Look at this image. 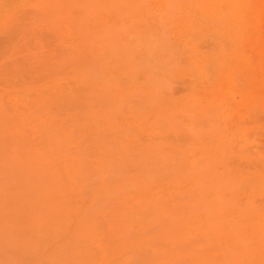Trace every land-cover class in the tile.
I'll return each mask as SVG.
<instances>
[{
  "label": "rangeland",
  "instance_id": "obj_1",
  "mask_svg": "<svg viewBox=\"0 0 264 264\" xmlns=\"http://www.w3.org/2000/svg\"><path fill=\"white\" fill-rule=\"evenodd\" d=\"M142 1L0 0V264H264V5L227 40L207 0Z\"/></svg>",
  "mask_w": 264,
  "mask_h": 264
},
{
  "label": "bare ground",
  "instance_id": "obj_2",
  "mask_svg": "<svg viewBox=\"0 0 264 264\" xmlns=\"http://www.w3.org/2000/svg\"><path fill=\"white\" fill-rule=\"evenodd\" d=\"M1 1H2V0H1ZM13 1H14V0H12V2H13ZM140 1H142V0H140ZM166 1H167V0H166ZM168 1H169V0H168ZM180 1H181V0H180ZM182 1H183V0H182ZM207 1L210 2V4L214 7V9L216 8V13H218L219 20H222V18L224 17V16H223L224 14H226V16H228V18H226V19L224 20V22H225L224 29H221L220 32H219V36H221L222 38H225V39H227V40H233V39H236V38L239 39L240 36H243V37H244L245 35H249V34H250V28H249V26H248V22H247V21H248V17L255 15L256 12H259V8H260V6H261V5H264V0H207ZM7 2H9V1H7ZM16 2H17V1H16ZM71 2H72V1H70V3H71ZM174 2H175V0H174ZM177 2H179V1H177ZM5 3H6V1H5ZM39 3H40V2H39ZM41 3H42V2H41ZM49 3H50V2H48V4H49ZM98 3H99V2H98ZM143 3H144V2L142 1V4H143ZM167 3H168V2H167ZM11 4H12V3H11ZM37 4H38V3H37ZM44 4H45V3H44ZM71 4H72V3H71ZM117 4H118V3H117ZM168 4L170 5V3H168ZM168 4H167V5H168ZM177 4H178V3H177ZM180 4H181V3H180ZM12 5H13V4H12ZM41 5H42V4H41ZM104 5H105V4H104ZM28 6H29V5H28ZM31 6H32V5H31ZM34 6H36V5H34ZM34 6H33V7H34ZM39 6H40V5H39ZM44 6H45V5H44ZM148 6H149V5H148ZM207 6H208V5H207ZM2 7H3V6H2ZM26 7H27V6H26ZM29 7H30V6H29ZM224 7L227 9V11H225ZM258 7H259V8H258ZM41 8H42V7H40L39 9H41ZM88 8H89V7H88ZM169 8H170V7H169ZM201 8H202V7H201ZM255 8H256V9H255ZM257 8H258V9H257ZM33 9H34V8H33ZM77 9H78V8H77ZM109 9H112V8L109 7ZM113 9H114V8H113ZM113 9H112V10H113ZM172 9H173V8H172ZM78 10H79V9H78ZM136 10H137V9H136ZM17 11H18V10H17ZM35 11H36V10H35ZM116 11H117V10H116ZM121 11H122V10H121ZM36 12H38V11H36ZM130 12H131V11H130ZM172 12H173V11H172ZM132 13H133V12H132ZM93 14L95 15L94 12H93ZM163 14H164V13H163ZM125 15H126V14H125ZM130 15H131V14H129V17H130ZM123 16H124V15H123ZM161 17H162V16H161ZM10 18H11V16H10ZM122 18H123V17H122ZM13 19H14V18H13ZM145 19H146V18H145ZM156 19H159V18L157 17ZM134 20H135V19H134ZM159 21H160V20H159ZM136 22H137V21H136ZM136 22H135V23H136ZM163 22H164V20H163ZM159 23H160V22H159ZM130 25H131V24H130ZM157 25H158V23H157ZM159 25H160V24H159ZM205 26H206V25H205ZM111 27H113V26L111 25ZM128 27H129V26H128ZM147 27H148V26H147ZM147 27H146V28H147ZM109 28H110V27H109ZM114 28H115V27H114ZM134 28H135V27H134ZM159 28H160V27H159ZM207 28H208V26H207ZM103 30H104V29H103ZM128 30H129V28H128ZM114 31H115V30H114ZM123 31H124V28H123ZM133 31H134V30H133ZM148 31H149V30H148ZM102 33H103V31H102ZM160 33H161V31H160ZM160 33H159V34H160ZM163 33H164V32H163ZM191 34L193 35V33H191ZM104 35H106V32L104 33ZM108 35H109V34H108ZM98 36H99V35H98ZM144 36H145V35H144ZM193 36H194V35H193ZM219 36H218V37H219ZM131 37L133 38V36H131ZM194 37H195V36H194ZM206 37H208V36H206ZM214 38H215V37H214ZM98 39H99V37H98ZM105 39H106V38H105ZM134 39H135V38H134ZM136 39H137V38H136ZM145 39H146V38H145ZM198 39H199V38H198ZM130 40H131V39H130ZM130 40H129V41H130ZM186 40H187V39H186ZM190 40H191V38H190ZM215 40H216V39H215ZM209 41H210V40H209ZM196 42H197V41H196ZM213 43H214V42H213ZM136 44H137V43H136ZM187 44H188V43H187ZM187 44H186V45H187ZM223 44H224V43H223ZM227 44H228V43H227ZM148 45H151V44H148ZM148 45H147V46H148ZM231 45H232V44H231ZM138 47H139V45H138ZM148 47H149V46H148ZM153 47H154V46H153ZM225 47H227V46L225 45ZM230 47H231V46H230ZM242 47H243V46H242ZM129 48H130V47H129ZM139 49H141V48L139 47ZM213 49H217V50H218V48H216V47L213 48ZM226 50H227V49H225V51H226ZM130 51H131V50H130ZM147 51H148V50H147ZM149 51H150V50H149ZM211 51H212V49H211ZM150 53H151V52H150ZM187 53H189V52H187ZM215 54H216V51H215ZM226 54H227V52H223V54H222V59H224V58L227 57ZM154 55H155V54H154ZM149 56H150V55H149ZM151 56H152V55H151ZM151 56H150V57H151ZM103 58H104V57H103ZM98 59H102V58L100 57V58H98ZM100 61H101V60H99V61H98V60H97V61L95 60L96 64H95V65L93 64L94 69H95V66H96L97 68H98V67L101 68L100 65H98ZM102 61H103V60H102ZM148 61H149V60H148ZM151 61H153L152 58H151ZM95 62H94V63H95ZM107 62H108V61H107ZM160 63H161V62H160ZM163 63H164V62H163ZM161 66H163V64H162ZM187 66H188V65H186V67H187ZM205 66H207V67H211L210 65H209V66H208V65H205ZM205 66H204V67H205ZM163 67H164V66H163ZM199 68H200V67H199ZM205 68H206V67H205ZM206 69H207V68H206ZM208 69H209V68H208ZM208 69H207V70H208ZM92 70H93V68H91V72H92ZM96 70H98L99 72L102 73V70L100 71V69H95V71H96ZM126 70H127V69H126ZM165 70H166V69H165ZM199 70H200V69H199ZM215 70H216V69H215ZM53 71H54V70H53ZM84 71H86V69H85ZM88 71H89V69H88ZM93 71H94V70H93ZM105 71H106V70H105ZM190 71H191V70H190ZM51 72H52V71H51ZM51 72H50L49 76L51 75V77L53 76V77L56 78V76H55V75H52ZM54 72H55V71H54ZM82 72H83V71H82ZM89 72H90V71H89ZM99 72H98V74H99ZM87 73H88V72H87ZM92 73H93V72H92ZM92 73H91V74H92ZM95 73H96V72H95ZM163 73H165V72L163 71ZM189 73H191V72H189ZM199 73H200V72H199ZM206 73H207V72H206ZM53 74H54V73H53ZM55 74H57V73H55ZM82 74H83V73H82ZM192 74H193V72H192ZM237 74H239V73H237ZM89 75H90V74H89ZM95 75H96V74H95ZM101 76H102V75H101ZM234 76H236V75H234ZM82 77H83V76H82ZM90 77H91V76H90ZM110 77H111V75H110ZM159 77H160V76H159ZM46 78H49V77H46ZM46 78H45V79H46ZM53 79H54V78H53ZM85 79H86V78H85ZM93 79L95 80V77H93ZM118 79H120V78H118ZM118 79H116V80H118ZM125 79H126V78H125ZM237 79H238V78H237ZM81 80H83V79H81ZM98 80H99V79H98ZM103 80H104V79H103ZM227 80H228V79H227ZM85 81H86V80H85ZM95 81H97V79H96ZM106 81H107V80H106ZM109 81H111V79H110ZM113 81H114V80H113ZM113 81H111V82H112V85H113ZM123 81H124V80H123ZM208 81H210V80L208 79ZM102 82H103V81H102ZM102 82H101V83H102ZM202 82H203V81H202ZM108 83L111 84L110 82H108ZM163 83H165V82L163 81ZM103 84H104V82H103ZM124 84L126 85L127 83L124 82V83H123V86H124ZM158 84H159V83H158ZM161 84H162V83H161ZM102 86H103V85H102ZM123 86H121V88H122ZM161 86H163V85H161ZM166 86H167V85H166ZM166 86H165V87H166ZM103 87L105 88L106 86L104 85ZM103 87H102V88H103ZM194 88H195V87H194ZM95 90H96V89H95ZM95 90H94V93H95ZM188 90H190V92L188 93V94H190L192 90H191V89H188ZM194 91H195V90H194ZM42 92H43V91H42ZM42 92H41V93H42ZM53 92H54V90H53ZM53 92H52V93H53ZM82 92H83V91H82ZM96 92H97V91H96ZM100 92H101V91H100ZM79 93H80V92H79ZM97 93H98V92H97ZM131 93H132V92H131ZM133 93H134V91H133ZM45 94H46V93H45ZM45 94H43V95H45ZM54 94H56V93H54ZM54 94H53V96H55ZM58 94H59V93H58ZM81 94H82V93H81ZM83 94H84V93H83ZM86 94H87V93H86ZM194 94H196V93H194ZM38 95H39V93H38ZM43 95H42V96H43ZM56 95H57V94H56ZM101 95H102V94H101ZM101 95H100V93H99V95H98L97 97H99V96H101ZM23 96H24V95H23ZM25 96H28V95L26 94ZM31 96H32V95H31ZM31 96H29V97L31 98ZM39 96H40V95H39ZM53 96H52V98H53ZM94 96H95V95H94ZM192 96H193V94H192ZM21 97H22V96H21ZM46 97H47V96H46ZM56 97L59 98L58 96H56ZM73 97H77V96L73 95ZM89 97H90V96H89ZM101 97H102V96H101ZM27 98H28V97H27ZM27 98H26L27 102L30 101V100H28ZM32 98H33V96H32ZM36 98L38 99V97H36ZM36 98H35V100H36ZM42 98H43V97H41V100L45 99V98H43V99H42ZM57 98H55V99H57ZM91 98H92V97H91ZM24 99H25V98H24ZM39 99H40V98H39ZM87 99H88V101L90 100L88 97H87ZM99 99H100V98H99ZM41 100H39L40 103H41ZM79 100H80V99H79ZM93 100H94V99H93ZM100 100H101V99H100ZM23 101H24V100H23ZM46 101H47V99H46ZM46 101H45V103H46ZM71 101H72V100H71ZM76 101H77V100H76ZM94 101H95V100H94ZM43 102H44V100H43ZM47 102H48V101H47ZM73 102L75 103V101H73ZM78 102H80V101H77L76 104H78ZM81 102H83V101H81ZM84 102H85V101H84ZM91 102H92V101H91ZM30 103H33V102H30ZM30 103H29V104H30ZM69 103H70V102H69ZM34 104H35V102H34ZM48 104H49V103H48ZM48 104H47V105H48ZM71 104L73 105V103H70V105H71ZM47 105H46L45 108H48ZM64 105H67V103H66V104L63 103V107H64ZM87 105H88V103H87ZM188 105H189V104H188ZM89 106H90V105H89ZM43 107H44V106H43ZM207 107H208V106H207ZM210 107H211V106H210ZM45 108H44V109H45ZM64 108H65V107H64ZM64 108H63V109H64ZM38 109H39V108H38ZM38 109H37V110H38ZM86 109H87V108H86ZM48 110L50 111V108H48ZM195 110H196V109H193V110H191V112L194 113ZM205 110H206V109H205ZM208 110H209V109H208ZM218 110H219V109H218ZM29 111H30V109H29ZM182 111H184V110H182ZM38 112H39V114L42 113V112H40L39 110H38ZM211 112H213V111H211ZM96 113H97V112H96ZM98 113H99V112H98ZM179 113H180V112H179ZM182 113H184V112H182ZM204 113H206V112H204ZM218 113H220V112H218ZM44 114H45V113H44ZM44 114H41V115L43 116ZM208 114H209V113H207V117H208ZM214 114L216 115L217 113H213L212 115H214ZM31 115H32V114H31ZM90 115H91V114H90ZM99 115H100V114H98V116H99ZM209 115H210V114H209ZM98 116H97V117H98ZM195 116H196V115H195ZM217 116H218V114H217ZM97 117H93V119L96 118V119L98 120ZM184 117H186V116H184ZM193 117H194V116H192V120H191V122H193V121L195 122V121H196V123H201V122H199V121H197V120H194ZM197 117H198V116H197ZM214 117H215V116H214ZM226 117H227V116H226ZM208 118H209V117H208ZM27 119H28V118H27ZM73 119H74V118H73ZM76 119H78V118H76ZM199 119H201V116L199 117ZM29 120H30V119H29ZM97 120H96V121H97ZM184 120H185V119H184ZM184 120L182 121V119H181V121L183 122V124H187V123H184ZM73 121H74V120H73ZM96 121H94V122H96ZM201 121H203V120H201ZM30 122H31V121H30ZM55 122H58V121H55ZM55 122H53V123L51 124V126H53V125L55 124ZM77 122H79V119L77 120ZM82 122H83V121H82ZM91 122H92V121H91ZM203 122H205V121H203ZM203 122H202V123H203ZM211 122H213L212 119H211ZM24 123H25V122H24ZM31 123H32V122H31ZM73 123H74V122H73ZM97 123H98V122H97ZM57 124H58V123H57ZM63 124L66 125V123H63ZM80 124H81V120H80V122H79V125H80ZM190 124H192V123H190ZM24 125H25V124H24ZM75 125H76V123H75ZM75 125H74V127H75ZM192 125H195V124L193 123ZM197 125H198V124H197ZM37 126H38V125H37ZM39 126H42V125H40V123H39ZM56 126H58V125H56ZM185 126H186V125H185ZM214 126L217 127V125H216L215 123H214ZM53 127H54V126H53ZM60 127H61V126H60ZM74 127H73V128H74ZM6 128H7V126H6ZM9 128H10V127H9ZM9 128H8V129H9ZM39 128H41V127H39ZM42 128H45V127H42ZM49 128H50V127H49ZM191 128L194 129V127H191ZM206 128H207V130L209 131L208 126H207ZM8 129H6V130H8ZM33 129H34V127H33ZM54 129H55V128H54ZM78 129H79V128H78ZM193 129H191V130H193ZM215 129H216V128H215ZM215 129H214V130H215ZM11 130H12V129H11ZM35 130H37V129L35 128ZM42 130H44V129H42ZM52 130H53V129H52ZM57 130H58V129H57ZM57 130H56V131H57ZM92 130H93V129H92ZM189 130H190V129H189ZM191 130H190V131H191ZM40 131H41V130H40ZM54 131H55V130H54ZM60 131H61V130H60ZM19 132H20V131H19ZM43 132L45 133L46 131L44 130ZM7 133H8V132H7ZM26 133H27V132H26ZM44 133H43V134H44ZM47 133H48V132H47ZM55 133H56V132H55ZM74 133H75V132H74ZM2 134H4V133H2ZM21 134H23V133H20V135H19L20 138H21V136H22ZM48 134H50V133H48ZM14 135H15V134H14ZM14 135L12 136V138H13V137L16 138V135H15V136H14ZM17 135H18V133H17ZM26 135H27V134H26ZM52 135H53V134H52ZM56 135H57V133H56ZM76 135H77V134H76ZM76 135H75V136H76ZM204 135H206V132L202 135V138H201V136H200L201 141L204 139V138H203ZM1 136H2V137H5V136H3V135H0V137H1ZM23 136H24V135H23ZM23 136H22V137H23ZM40 136H41V135H40ZM48 136H49V135H48ZM58 136H60V135H58ZM25 137H26V136H25ZM45 137H47V134L45 135ZM49 137H51V136H49ZM54 137H56V136H52V138H54ZM197 137H198V136H197ZM6 138H7V137H6ZM6 138H5V139H6ZM8 138H10V137H8ZM23 138H24V137H23ZM23 138H22V139H23ZM43 138H44V137H43ZM58 138H59V137H58ZM198 138H199V137H198ZM24 139H25V138H24ZM59 139H60V138H59ZM63 139H64V138H63ZM63 139H62V140H63ZM194 139H195V138H194ZM1 140H2V139H1ZM55 140H57L56 142L59 143V142H58V139L55 138ZM192 140H193V139H192ZM11 141H12V140H11ZM63 141L65 142V141H67V140L64 139ZM68 141H69V140H68ZM190 141H191V140H190ZM209 141H210V140H209ZM43 142H44V140H43ZM48 142H49V141H48ZM50 142H51V141H50ZM56 142H55V143H56ZM3 143H4V142H3ZM55 143L52 142V144H55ZM57 143H56V144H57ZM61 143H62V141L60 142V144H61ZM48 144H49V143H48ZM64 144H65V143H64ZM64 144H61V145H60V148H62L61 146H63V147H66V146H67L66 144H65V146H64ZM67 144H68V143H67ZM222 144H223V143H222ZM35 145H36V144H35ZM37 145H39V144H37ZM40 145H41V144H40ZM57 145H58V144H57ZM32 146H33V145H32ZM44 146H45V145H44ZM46 146H48L47 143H46ZM51 146H52L51 150L54 149V148H53V145H51ZM222 146H224V145H222ZM33 147H34V146H33ZM58 147H59V145H58ZM26 148H27V147H26ZM31 148H32V147H31ZM60 148H58V150H59ZM219 148H222V147H219ZM40 149H42V148H40ZM55 149H56V148H55ZM217 149H218V148H217ZM227 149H228V148H227ZM56 150H57V149H56ZM58 150H57L56 152L58 153V152H60V150H61V153H60V154H62L63 150H62V149H60L59 151H58ZM67 150H68V149H67ZM67 150H66V151H67ZM45 151H46V150H45ZM47 151H48V150H47ZM225 151H226V150H225ZM225 151H224V152H225ZM36 152H38V151H36ZM51 152H52V155H54L53 151H51ZM51 152H50V153H51ZM64 152H65V150H64ZM31 153L34 154V152H31ZM45 153H46V152H45ZM13 154H14V153H13ZM13 154H11V155H13ZM36 154H37V153H36ZM189 154H191V153H189ZM37 155H38V154H37ZM55 155H56V153H55ZM192 155H194V154H192ZM192 155H191V156H192ZM32 156H33V155H32ZM43 156H44V155H43ZM59 156H60V155H59ZM231 156H232V155H231ZM231 156H230V157H231ZM46 157H47V156H46ZM33 158H36V155H34ZM44 159H45V158H44ZM44 159H42V160H44ZM46 159H47V158H46ZM22 160H23V159H22ZM27 160H28V159H27ZM65 160H66V159H64V161H65ZM198 160H201V159H197L196 161H198ZM220 160H221V159H220ZM46 161H47V160H46ZM67 161H68V160H67ZM79 161H80V160H79ZM79 161H78V162H79ZM32 162H33V159H32ZM37 162H38V161H37V158H36V162H35V163H37ZM40 162H41V161H40ZM40 162L38 163L39 165H40ZM61 162H63V161H61ZM61 162H59V163L57 164L58 166L55 165L56 168H58V167H62V166L64 165V163L61 164ZM65 162H66V161H65ZM71 162H72V161H71ZM71 162L69 161V164H70ZM74 162H75V161H74ZM198 162H199V161H198ZM226 162H227V161H226ZM7 163H8V162H7ZM42 163H43V162H42ZM46 163H49V162H46ZM46 163H45L44 166H46ZM66 163H68V162H66ZM66 163H65V164H66ZM200 163H202V162H200ZM27 164H28V163H27ZM43 164H44V163H43ZM43 164L40 165V166H43ZM74 164H75V163H74ZM25 165H26V164H25ZM31 165H32V164H31ZM39 165H38V166H39ZM60 165H62V166H60ZM67 165H68V164H67ZM70 165H72V163H71ZM80 165L82 166V163H80V164L78 163L77 166L79 167ZM27 166H28V165H27ZM40 166H39V167H40ZM48 166H50V165L47 164L46 167H48ZM53 166H54V165H53ZM53 166L51 165L50 168H53ZM55 166H54V167H55ZM75 166H76V165H75ZM77 166H76V167H77ZM81 166H80V167H81ZM198 166H199V165H198V163H197V166H196V167L199 168ZM202 166H203V165H202ZM28 167L31 168L30 165H29ZM76 167H74V168H76ZM205 167H206V166H205ZM225 167H228V166L225 165ZM29 168H28V169H29ZM34 168H35V167H34ZM67 168H68V166H67ZM71 168H72V167H71ZM74 168H73V169H74ZM209 168L211 169V167H209ZM209 168H208V169H209ZM214 168H215V167H214ZM24 169H25V168H24ZM69 169H70V168H68V172H71V171H69ZM204 169H205V168H204ZM204 169H202V170H204ZM208 169H206V170L208 171ZM31 170H32V168H31ZM37 170L39 171L40 168H39V169L36 168V170L33 169V171H36V172H37ZM46 170H47V169H46ZM46 170H45V171H46ZM57 170H58V169H57ZM60 170H62V169H60ZM63 170H64V169H63ZM63 170H62L61 172H63ZM70 170H71V169H70ZM147 170H148V169H147ZM213 170H214V169H213ZM27 171H28V170H27ZM33 171H32V172H33ZM47 171H48V170H47ZM28 172H29V171H28ZM36 172H35V173H36ZM50 172H52V171H50ZM54 172H57V171L55 170V168H54L53 173H54ZM66 172H67V171H66ZM68 172H67V173H68ZM148 172H149V175H147ZM148 172H147V174H144V178L147 177V179H146V180H147V183L150 181V178H153V176H151L152 174L155 175V178H157V177H160V178H161V176H163V175H161V176H160V175H159V176H156V175L159 174V172H160V171L158 172L157 170H155L156 174H155L153 171H152V172L148 171ZM162 172H163V171H162ZM215 172H216V171H215ZM233 172H234V171H232L231 173H233ZM235 172H236V171H235ZM38 173H39V172H37V174H38ZM43 173H45V172H43ZM28 174H29V173H28ZM30 174H32V173H30ZM30 174H29V175H30ZM37 174H34V175L32 174V176H35V175H37ZM48 174H49V173H48ZM48 174H46V177H48ZM63 174H64V173L61 174V176H62L61 180H62L63 182H67V181H68L67 184H70V183L73 181V185L76 184V183H74V182H75V180H77V179H74V180H72L71 182H69V181H70L69 179H72V178H68L67 180H65V179H64L65 176H64ZM44 175H45V174H44ZM44 175H43V177H44ZM55 175H56V174H55ZM55 175H54V176H55ZM145 175H147V176H145ZM192 175H193V174H192ZM194 175H195V174H194ZM194 175H193V176H194ZM219 175H220V174H217V176H219ZM39 176H42V174H39ZM68 176H69V175H68ZM150 176H151V177H150ZM217 176H216V177H217ZM220 176H222V175H220ZM226 176H227V175H226ZM49 177H50V176H49ZM94 177H95V176H94ZM163 177H164V176H163ZM30 178H31V177H30ZM32 178H33V177H32ZM34 178H35V177H34ZM39 178H40V177H39ZM66 178H67V177H66ZM218 178H220V177H218ZM222 178H223V177H222ZM222 178H221V179H222ZM37 179H38V178H37ZM44 179H45V178H44ZM46 179H47V178H46ZM46 179H45V180H46ZM49 179H51V178H49ZM53 179H54V177H53ZM23 180H24V179H23ZM29 180H30V179H28V181H29ZM33 180H35V179H33ZM47 180H48V179H47ZM54 180H55V182H56L55 184L57 185V182H59V181L57 180V178L54 179ZM56 180H57V181H56ZM61 180H60V181H61ZM148 180H149V181H148ZM176 180H177V179H176ZM247 180H248V179H247ZM38 181H39V180H38ZM38 181H36V182H38ZM49 181H50V180H49ZM45 182H46V181H45ZM207 182H208V181H207ZM224 182H225V181H224ZM252 182L254 183L255 181H252ZM252 182H251V183H252ZM77 183H78V181H77ZM136 183H139V182H136ZM170 183H171V182H170ZM230 183H232V182H230ZM19 184H20V183H19ZM53 184H54V183H53ZM67 184H66V183L64 184L65 188L69 186V185L67 186ZM171 184H172V183H171ZM225 184H227V183L225 182ZM25 185L27 186V183H26ZM56 185H55V186H56ZM71 185H72V183H71ZM73 185H72V186H73ZM218 185H219V184H218ZM222 185H223V184H222ZM252 185H253V184H252ZM55 186H53V188H54ZM80 186H81V185H80ZM145 186H146V185H145ZM202 186H203V185H202ZM202 186L200 187L201 189H202ZM225 186H227V185H225ZM225 186H224V187H225ZM57 187L60 188L61 186H58V185H57V186H56V190L58 189ZM77 187H78V186H77ZM210 187H211V186H210ZM238 187H239V186H237V189L239 190ZM132 188H133V187H132ZM229 188H230V186H229ZM74 189H75V188H74ZM145 189H147V187H146ZM213 189H214V188H213ZM222 189H223V187H222ZM232 189L235 190L234 188H232ZM59 190H60V189H58V192H59ZM67 190H68V189H67ZM75 190H76V189H75ZM92 190H93V189H91V191H92ZM202 190H203V189H202ZM227 190H228V189H227ZM233 190H232V191H233ZM242 190H243V189H242ZM242 190H241V191H242ZM43 191H46V190H43ZM88 191H89V190H88ZM88 191H87V192H88ZM91 191H89V192H91ZM203 191H204V190H203ZM60 192H61V191H60ZM60 192H59V193H60ZM69 192H70V191H69ZM89 192L85 195V197L88 196V194L90 195ZM111 192H112V194H113V191H112V190H111ZM214 192H215V191H214ZM222 192H223V191H222ZM239 192H240V191H239ZM243 192H244V191H243ZM48 193H49V192H48ZM67 193H68V192H67ZM204 193H205V192H204ZM210 193H211V192H210ZM263 193H264V192H263ZM100 194H101V192H100ZM106 194H107V196L109 195L110 198H113V197L110 196L111 193H110V194H109V193H106ZM224 194H225V193H224ZM226 194H227V193H226ZM261 194H262V193H261ZM202 195H203V194H202ZM211 195H212V194H211ZM82 196H83V195H82ZM213 196H214V195H213ZM61 197H62V195H61ZM66 197H67V196H66ZM66 197H65V198H66ZM70 197H71V195H70ZM102 197H103V194H101V201H100V203H102V202L105 200V199L102 198ZM109 197L107 198V201H109V199H110ZM199 197H200V194L198 195V198H199ZM205 197H206V194H205ZM72 198H73V196H72ZM72 198H71V199H72ZM94 198H96V197H94ZM215 198H216V197H215ZM60 199H61V198H60ZM196 199H197V198H196ZM219 199H220V198H219ZM43 200H45V199H43ZM43 200H42V201H43ZM46 200H48V199H46ZM46 200H45V201H46ZM50 200H51V199H50ZM50 200H49V201H50ZM56 200H58V199H56ZM65 200H66V199H65ZM210 200H211V199H210ZM215 200L218 201V198L215 199ZM254 201H255V200H254ZM50 202H51V201H50ZM58 202H59V200H58ZM218 202H220V201H218ZM223 202H224V200H223ZM70 203H71V202H70ZM72 203H73V201H72ZM90 203H91V202H89L88 205H91ZM52 204H53V203H52ZM55 204H56V203H55ZM58 204H59V203H58ZM194 204H195V203H194ZM194 204H193V205H194ZM217 204H219V203H217ZM59 205H60V207L62 206V204H59ZM67 205H68V204H67ZM221 205H222V204H221ZM255 205H256V204H255ZM255 205H254V207H255ZM74 206H75V205H73V207H74ZM92 206H93V205H92ZM226 206H229V204L226 205ZM60 207H58V208H60ZM197 207H198V206H197ZM208 207H210V205H208V206L206 207V210L208 209ZM52 208H53V207H52ZM56 208H57V207H56ZM93 208H94V210H93ZM222 208H223V207H222ZM224 208H225V207H224ZM224 208H223V209H224ZM256 208H257V206H256ZM54 209H55V208H54ZM63 209H64V208H63ZM63 209H58V210H59V211H60V210L62 211ZM68 209H70V208H68ZM95 209H96V208H95L94 206H93L92 208H89V210H92V211H94V212L96 213V210H95ZM227 209H228V207H227ZM248 209H249V208H248ZM71 210H73V208H72ZM71 210H69V211L67 210V212H71ZM87 210H88V209H87ZM133 210L135 211L134 208H133ZM133 210H132V211H133ZM249 210H250V209H249ZM61 211H60L59 214L62 213ZM207 211H211V212H210V213H212L211 215H212L213 217H215V218H214L215 221L213 220V221H214V225H217V226H218V228H217V226H215V230H216V231H220L219 229H221L222 227H220V226H221V225L219 224L220 222H218V220H217V218H216L217 215L215 216L214 213L212 212L213 210H211V209H208ZM243 211H244V208H243ZM123 212L127 214L128 211L125 210V211H123ZM129 212H131V211H129ZM129 212H128V213H129ZM216 212H217V211H216ZM244 212H245V211H244ZM253 212H258V211H253ZM116 213H117V212H116ZM190 213H191V211H190ZM210 213H209V214H210ZM258 213H259V212H258ZM59 214H58V216H59ZM69 214H70V213H69ZM126 214H124L125 217H122V219H123V218L130 219V218H129V217H130L129 214H131V213H129V214H127V215H126ZM187 214H189V213H187ZM200 214H201V213H200ZM215 214H218V213H215ZM228 214H229V213H228ZM241 214H242V213H241ZM245 214H246V213H245ZM67 215H68V214H67ZM116 215H118V214H116ZM116 215L114 216L115 218L117 217ZM85 216H86V215H85ZM126 216H128V217H126ZM136 216L139 217L138 214H137ZM209 216H210V215H209ZM247 216H248V215H247ZM247 216H246V217H247ZM263 216H264V215H263ZM70 217H71V216H70ZM77 217H78V215H77ZM91 217H92V216H90L89 218H91ZM118 217H121V216L118 215ZM74 218H76V217H74ZM176 218H177V217H176ZM188 218H189V217H188ZM208 218H209V217H208ZM62 219H63V217H62ZM119 219H120V218H119ZM197 219H198V218H197ZM211 219H212V218H211ZM117 220H118V218H117ZM124 220H125V219H124ZM124 220H123V221H124ZM134 220H135V219L132 218V221H133V222H135ZM176 220H177V219H176ZM176 220H175V221H176ZM178 220H179V219H178ZM194 220H196V219H194ZM83 221H84V220H83ZM83 221H82V222H83ZM125 221H126V223H122V222H121V223H122L123 225H124V224L127 225V220H125ZM133 222H132V223H133ZM138 222H139V221H138ZM193 222H194V221H192V222H190V223H188V224H189V225H192ZM217 222H218V224H219L220 226L217 224ZM230 222H231V221H230ZM230 222L226 223V224L229 225V226L224 225V224L221 223L222 225H224L223 228H222V230L224 229L225 226H226V228L228 227V229H229L230 226H231V227L234 226V225L236 226V224H237V223H236V224L233 225V222H234V221H233V222L231 223V225H230ZM237 222H238V221H237ZM70 223H71V222H70ZM78 223H80V222H78ZM78 223H77V224H78ZM121 223H120V224H121ZM195 223H196V222H195ZM215 223H216V224H215ZM68 224H69V223H68ZM77 224H76V226H77ZM81 224H83V223H81ZM81 224H80V225H81ZM135 224H138V223H134L133 225H135ZM64 225H65V224H64ZM78 225H79V224H78ZM80 225H79V226H80ZM237 225H238V224H237ZM79 226L77 227V229H79ZM127 226L129 227V224H128ZM130 227L132 228V225H131ZM213 227H214V226H213ZM65 228H66V226H65ZM65 228H64V229H65ZM81 228H82V227H81ZM131 228H130V229H131ZM75 229H76V227H75ZM75 229H74V230H75ZM169 229H170V228H169ZM172 229H173V227H172ZM172 229H171V231H174V230H172ZM228 229H227V230H228ZM67 230H68V229H67ZM74 230H73V231H74ZM111 230H112V229H111ZM111 230H110V231H111ZM127 230H128V229H127ZM222 230H221V231H222ZM68 231H69V230H68ZM130 231H131V230H130ZM235 231H236V230H235ZM65 232H66V231H65ZM77 232H78V230L75 231V233H77ZM80 232H81V231H80ZM203 232H206V231H203ZM66 233H67V232H66ZM66 233L64 234V236L66 235ZM75 233H73V234H75ZM81 233H82V232H81ZM263 233H264V232H263ZM57 234H58V235H57V236H58L57 239H58V238L60 239V236H62V234L60 235L59 232H57ZM71 234H72V233H71ZM109 234H110V233H109ZM197 234H198V233H197ZM212 234H213V233H212ZM214 234H215V233H214ZM225 234H226V233H225ZM225 234H224V235H225ZM80 235H81V234H80ZM80 235H79V236H80ZM204 235H205V234H204ZM204 235H203V236H204ZM209 235H210V234H209ZM221 235H223V234H221ZM70 236L73 237L74 235H70ZM210 236H211V235H210ZM232 236H233V235H232ZM75 237H76V236H75ZM144 237H145V236H144ZM195 237L198 238V241L201 240V238H199L198 235L195 236ZM211 237H213V235H212ZM215 237H216V235H215ZM73 238H74V237H73ZM197 238H196V239H197ZM59 239H58V240H59ZM166 239H167V238H166ZM185 239H186V238H185ZM203 239H204V240H202V241L205 242L206 235L204 236ZM243 239H245V238H243ZM59 241H61V240H59ZM184 241H185V240H184ZM193 241H194V240H193ZM212 241H213V240H212ZM65 242H67V241H65ZM65 242H64V243H65ZM68 243H69V242H68ZM177 243H178V242H177ZM181 244H182V243H181ZM181 244H180V245H181ZM190 244H191V245H190ZM190 244H189L190 246H197L196 243H193V244L190 243ZM194 244H195V245H194ZM209 244H210V243H209ZM63 245H64V244H63ZM70 245H71V244H70ZM143 245H146V243H144ZM185 245H186V244H185ZM227 245H228V244H227ZM242 245H243V244H242V242H241L240 247H242V249H243V251H244V250H245V249L243 248L244 245H243V246H242ZM58 246H60V245H58ZM146 246H147V245H146ZM146 246H145V247H146ZM200 246H201V244L199 243V247H200ZM203 246H204V244H203L201 247H203ZM245 246H246V244H245ZM245 246H244V247H245ZM70 247H71V246H70ZM99 247H100V246H99ZM103 247H104V246H103ZM228 247H229V246H228ZM58 248H59V247H57V249H58ZM62 248H63V247H62ZM104 248H106V247H104ZM138 248H139V246H138ZM175 248H176V247H175ZM66 249H67V248H66ZM140 249H142V245H140ZM143 249H144V248H143ZM228 249H229V248H228ZM71 250H72V247H71ZM93 250L98 254V252H97L95 249H93ZM103 250H104V249H103ZM133 250H134V249H133ZM203 250H204V249H203ZM251 250H252V249L250 248V251H251ZM139 251H140V250H139ZM205 251H206V250H205ZM225 251H227V250H225ZM95 252H94V253H95ZM134 252H135V251H134ZM136 252H137V251H136ZM163 252H164V251H163ZM239 252L241 253L242 251H239ZM248 252H249V251H248ZM251 252H253V251H251ZM66 253H67V252H66ZM76 253H77V252H76ZM94 253H93V254H94ZM96 253H95V254H96ZM145 253H146V255H145ZM148 253H149L148 251H147V252H144V255H143V256H140V255H139V257H142V258L144 259L145 256L148 255ZM165 253L168 254L167 251H165ZM165 253H164V254H165ZM237 253H238V252H237ZM242 253H244V252H242ZM105 254H107V253H105ZM137 254H138V253H134V255L138 256ZM258 254H260V253H258ZM258 254H256L255 256H259ZM52 255H53V254H52ZM54 255H55L54 258H56L57 255H56V254H54ZM98 255H100V254H98ZM98 255H96V256L99 257ZM101 255H102V254H101ZM101 255H100V256H101ZM168 255H170V254H168ZM190 255H191V254H190ZM107 256H108V255H107ZM148 256H149V255H148ZM148 256H147V258H148ZM151 256H152V255H151ZM151 256H150V257H151ZM94 257H95V255H94ZM119 257H120V256H119ZM119 257H118V258H119ZM131 257H132V256H131ZM203 257H204V256H203ZM224 257H225V256H224ZM72 258H75V256H73ZM105 258H106V257H105ZM118 258H117V259H118ZM122 258H123V257H122ZM147 258H146V259H147ZM152 258H153V257H152ZM152 258H150V259L148 258V259L151 261V263H152V262H156V261H153ZM165 258H166V257H165ZM219 258H221V261H222V262H220L221 264H227V263H224V260H222L223 257H218V259H219ZM226 258H227V255H226L225 259H226ZM228 258H229V257H228ZM234 258H235V257H234ZM239 258H240V257L238 256V259H239ZM47 259H48V258H47ZM130 259H131V258H130ZM143 259H142V260H143ZM146 259H144L143 261H145ZM185 259H186V258H185ZM45 260H46V259H45ZM65 260H66V259H65ZM96 260H97V258H96ZM98 260H99V259H98ZM121 260H122V259H121ZM136 260H137V261H136ZM219 260H220V259H219ZM219 260H217V262H219ZM227 260H228V259H226V261H227ZM58 261H59V260H58ZM114 261H115V260H114ZM118 261H119V260H118ZM118 261L114 262V264H115V263L117 264ZM143 261H139V258H138V259L135 258V262H137V264H138L139 262H140V264H144ZM189 261H190V260H189ZM198 261H199V260H198ZM231 261H232V260H231ZM231 261H230V262H231ZM234 261H235V260H234ZM111 262H112V261H111ZM111 262H110V263H111ZM227 262H228V261H227ZM235 262H236V261H235ZM98 263H99V262H98ZM146 263H148L147 260H146ZM146 263H145V264H146ZM164 263H165V262H164ZM133 264H135V263H133ZM148 264H150V263H148ZM154 264H155V263H154ZM165 264H166V263H165ZM201 264H203V263H201ZM229 264H230V263H229ZM234 264H235V263H234Z\"/></svg>",
  "mask_w": 264,
  "mask_h": 264
}]
</instances>
